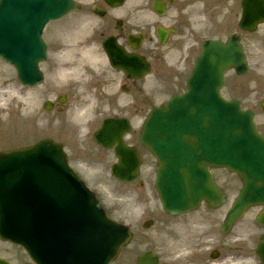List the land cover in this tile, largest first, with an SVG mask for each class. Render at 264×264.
Listing matches in <instances>:
<instances>
[{
    "label": "water",
    "instance_id": "obj_1",
    "mask_svg": "<svg viewBox=\"0 0 264 264\" xmlns=\"http://www.w3.org/2000/svg\"><path fill=\"white\" fill-rule=\"evenodd\" d=\"M12 2L16 3L13 10L19 7L17 3L24 4L18 8L20 14L15 18L19 26L25 25L31 38L35 36V29H40L36 33L39 38L41 26L45 21L58 19L67 11V8L63 11L64 5L56 13L53 11L50 13L51 4L48 0H9L8 4ZM109 3H112L111 0ZM252 3V0L245 1L247 10L251 8L249 5ZM261 5V19L264 20V3L262 2ZM10 30L9 24L0 25V37L4 44L0 46V54L17 69L19 65H22L19 77L24 84L35 85L41 80L38 64L33 63L30 54L24 52L23 55L18 56L14 43L8 39ZM30 45L31 43L29 47ZM36 46L38 49H28L39 53V63L44 60L45 50L38 44ZM231 68L240 75L248 71L245 54L238 39H229L227 45L207 42L198 59L194 74L189 80V93L173 101L166 113L158 110L153 114L144 134V143H148V146L162 160L164 172L170 169L168 171L170 178L167 176L162 178L163 185L167 189L163 193V198L176 209L183 206L190 207L201 197L220 198L218 191L210 183L201 180L202 174L199 171L201 167L225 165L243 176L246 189L241 195V201L231 218L232 221L242 209L249 205L264 203V141L255 131L251 113L241 112L235 104H229L226 107L224 106L226 102L220 98L225 72ZM228 137H238V143H230ZM48 146L47 143H42L31 150L14 154L21 155L20 157L5 155V159L0 162V168L8 171L11 169V163H20L24 166L18 165L21 174L28 173L39 182V186L46 184L40 183V179L45 181L44 176L48 172L49 182L54 183L52 186L54 190L51 189V195L48 196V199L54 200V207H52L55 214L54 221L49 222L50 226L47 223L44 224L41 217L39 219L35 217L36 219L29 220L24 234H28L31 243L38 247L55 245L58 242L65 243V246L69 247L70 241L74 247V263L86 264L84 262L86 255L93 254V246L98 244V240L93 232L88 230L84 232L85 229L80 226L81 219L78 216L74 218L75 212L78 211V200L75 199L72 189L79 190L82 186L72 180L71 176L66 179L67 175L72 173L66 166L65 158L60 151L53 149L58 160L53 161L50 158V152L46 149ZM184 147L188 151H182ZM44 152L47 154H42ZM34 155L47 156L44 168L40 167L41 164L37 160L30 161L34 164L32 166L25 162ZM122 157L123 167L117 171V175L126 178L127 171L124 166L130 165L131 159L126 154ZM182 165L185 166L180 167ZM175 172L183 176H176ZM24 180L29 181L26 176ZM258 184L261 186L259 187ZM251 192L254 194L250 195ZM81 195L88 204V208L93 211L89 220L100 219L101 215L93 207L95 199L84 191ZM72 219L73 222H71ZM108 259L106 257L100 263L106 264Z\"/></svg>",
    "mask_w": 264,
    "mask_h": 264
},
{
    "label": "rangeland",
    "instance_id": "obj_2",
    "mask_svg": "<svg viewBox=\"0 0 264 264\" xmlns=\"http://www.w3.org/2000/svg\"><path fill=\"white\" fill-rule=\"evenodd\" d=\"M152 1L153 0H129L123 11H126V16L130 18L135 31L142 29L147 31V33L149 32L152 41L150 40L149 43L147 42L148 47L150 49H155V47L158 48V53L163 52V50L158 46L157 41L153 37V28L155 26L177 28L178 33L175 38H172L171 45L166 51H170L169 55L172 59L177 58L179 61L177 68L178 81L183 82L186 80L194 67L197 56L200 54L201 46L206 40H223L235 34L241 36L245 51L248 55L251 71L245 76H238L234 72H230L227 75L226 86L223 93L228 99L236 98L240 100L245 109L255 111L256 123L259 130L264 134V112L259 106V103L264 100V26L260 27L256 33L252 34L243 33L238 28L241 16V0H204L208 4V9L202 4L197 5V2H194L195 0H174L164 16H158L153 12L151 8ZM87 4L91 3L88 2ZM199 10H201V13H198ZM143 15L149 16L145 17ZM110 26L111 25H106V28ZM51 39L56 46V35L53 34ZM61 60L62 54L50 57L45 82L40 88L31 93L32 96L37 97L40 95L39 93L45 91L42 93L44 96L39 97L37 114L46 123V128H39L35 131L31 130L28 126L30 123L26 122L28 118L26 112H32L29 111L31 109L23 102L18 103L14 101L13 106H6L4 115H2V113L0 114V120L11 118L10 125L2 124V121H0V150H11L14 147L32 144L46 137L63 142L66 145V150L73 168L79 173L84 174L86 182L93 191L101 197V200L105 203L111 216L126 222L124 214L116 211V207L125 206L123 204L124 201L118 200V198H120L121 186L108 176L109 168L113 160L108 156V153L105 154L101 152L100 149L96 148L91 138L92 131L94 128L96 129L97 124L93 121L81 127L79 125L81 122H78V114L83 107L89 106L91 108L90 113L83 116H89L84 119L83 123L87 119H94L102 109H96L93 102L90 101L89 93L82 90L81 95L83 99L81 102L73 103L70 105L68 111L62 112L63 114H60L56 110L47 113L42 107L43 103L47 100L52 102L56 101V98L68 88L67 86L69 84L65 81L60 80L56 85L52 79L54 76L52 75L53 72H51L53 65L56 67ZM92 72L93 70H91V73ZM99 72L100 71H94L89 76L90 79L92 80L93 75ZM87 77L88 76H86V79ZM86 84L88 85L86 88H91V83L88 84L86 82ZM76 86L77 89H79V86ZM16 87L21 89L13 70L0 62V106L4 105L5 97L9 98L11 95L10 93H14L13 90L15 92L17 91L15 89ZM11 110L13 113L8 116L7 114ZM16 115H21L22 123H15L13 121ZM74 133L76 135L75 140L71 137ZM98 160L103 163L102 166L97 163ZM154 168V162L149 163V160L145 162L141 176V180L144 183V190L139 192L140 196L152 195L153 198L154 195H156L154 190L149 192L146 187V183L150 184L152 179L155 178ZM221 173L220 170H215L217 183L224 188L229 196H235L238 188L236 178ZM196 220L204 221L202 218ZM245 227L251 237V243H255L256 240L258 242L257 233L261 231L259 226H255L253 220H251ZM134 229H138V226L136 225ZM154 240L155 242L158 241L157 238ZM13 250L12 247L0 243V254L12 259L14 263L20 264L27 260L23 253H18ZM16 260L18 262H16ZM118 264H126L124 256Z\"/></svg>",
    "mask_w": 264,
    "mask_h": 264
},
{
    "label": "flooded vegetation",
    "instance_id": "obj_3",
    "mask_svg": "<svg viewBox=\"0 0 264 264\" xmlns=\"http://www.w3.org/2000/svg\"><path fill=\"white\" fill-rule=\"evenodd\" d=\"M109 11L110 14L113 16L111 10H108L107 13H109ZM112 12L114 11L112 10ZM121 22L123 23L122 27H117L118 29L115 28V31H117L116 36L118 37V40L121 45L124 46L129 52H131V49H129L128 47L129 28L125 27V21ZM115 24L117 23L115 22ZM82 39L83 34L77 33L71 35L70 40L77 44ZM148 48L146 53L142 54L149 58V60L152 62V67H156L155 74L145 78L142 81L129 80L124 75H121L119 78L116 77L118 79H116L114 84L110 86V92L113 96L112 99L122 103V108H127L126 110L128 119L136 118L139 116L140 113L146 110L150 102L149 95H151L152 92L160 91L162 92L161 95L163 97H168L176 93L182 83V81H178L177 77L178 65L176 63L172 64L175 66V68L173 70L170 69L171 62L169 60H167L166 58H163L161 60L160 58L157 59L155 53H153L151 49L149 52ZM129 139L135 141L136 137L130 136Z\"/></svg>",
    "mask_w": 264,
    "mask_h": 264
},
{
    "label": "bare ground",
    "instance_id": "obj_4",
    "mask_svg": "<svg viewBox=\"0 0 264 264\" xmlns=\"http://www.w3.org/2000/svg\"><path fill=\"white\" fill-rule=\"evenodd\" d=\"M195 2H197V5H201L202 4V5H204V7L206 9H208V4L204 0H195ZM198 13H201V10H199ZM81 62L82 63H92L93 65H95V57L82 59ZM80 71H81V68L78 67L75 70H71L70 72H61L60 73V77L61 78H66L67 76H70L72 73L73 74H77ZM12 102L13 101H12V97L11 96L9 98H7V100H6V104H8L7 106H11ZM0 110L4 112V110H2V107H0ZM34 112L38 113L37 107H36Z\"/></svg>",
    "mask_w": 264,
    "mask_h": 264
}]
</instances>
